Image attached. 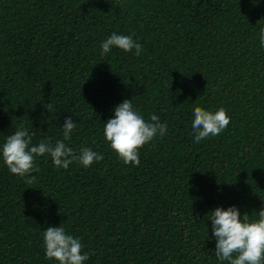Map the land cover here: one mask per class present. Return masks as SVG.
Returning a JSON list of instances; mask_svg holds the SVG:
<instances>
[{"label": "trees", "instance_id": "obj_1", "mask_svg": "<svg viewBox=\"0 0 264 264\" xmlns=\"http://www.w3.org/2000/svg\"><path fill=\"white\" fill-rule=\"evenodd\" d=\"M264 0H0V145L23 125L32 145L63 140L103 160L57 168L36 159L31 184L0 159V264H57L43 231L81 240L84 264H228L211 212L264 210ZM113 33L139 56L101 43ZM94 67V68H93ZM131 100L168 130L125 165L104 137ZM50 105V107H49ZM231 119L195 143L194 109Z\"/></svg>", "mask_w": 264, "mask_h": 264}, {"label": "clouds", "instance_id": "obj_2", "mask_svg": "<svg viewBox=\"0 0 264 264\" xmlns=\"http://www.w3.org/2000/svg\"><path fill=\"white\" fill-rule=\"evenodd\" d=\"M260 46L264 47V29H261ZM101 54H109L113 48L124 52H132L139 56L142 45L132 36L113 33L101 45ZM94 68V67H93ZM50 107V105H49ZM151 122H146L139 112L134 110L131 100H124L114 109V118L104 123V137L112 151L125 165H139L141 149L151 143L157 136L166 135L167 123H161L157 115H151ZM231 122L224 108L215 113L201 107L194 109L192 129L195 143L209 137L219 136ZM77 124L72 119H66L63 125V140L55 145L41 141L32 145L34 133L21 125L13 134L5 138L0 145V159L11 174L33 183L36 179L32 173L39 172L36 165L38 157L48 155L57 168L68 169L73 162H79L88 168L93 163L103 160V156L91 148H82L79 153L67 146ZM212 233L216 240L215 254L219 261L228 264H264V210L258 213V220H250L248 214L241 216L238 208L227 210L216 208L211 212ZM43 246L46 258L57 264H84L89 259L83 253V244L78 238L67 234L64 227L49 226L43 231Z\"/></svg>", "mask_w": 264, "mask_h": 264}]
</instances>
